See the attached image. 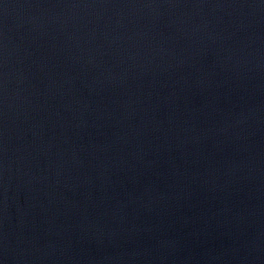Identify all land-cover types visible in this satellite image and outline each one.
<instances>
[{
	"label": "water",
	"instance_id": "95a60500",
	"mask_svg": "<svg viewBox=\"0 0 264 264\" xmlns=\"http://www.w3.org/2000/svg\"><path fill=\"white\" fill-rule=\"evenodd\" d=\"M0 264H264V0H0Z\"/></svg>",
	"mask_w": 264,
	"mask_h": 264
}]
</instances>
